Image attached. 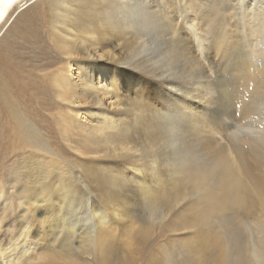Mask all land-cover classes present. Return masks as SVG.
Listing matches in <instances>:
<instances>
[{"label":"rangeland","instance_id":"obj_1","mask_svg":"<svg viewBox=\"0 0 264 264\" xmlns=\"http://www.w3.org/2000/svg\"><path fill=\"white\" fill-rule=\"evenodd\" d=\"M61 2L17 0L0 19V264H69L58 253L67 224L78 248L97 222L108 264H197L194 233L180 226L191 199H174L170 169L187 150L204 155V127L189 116L213 113L232 129L236 70L264 46L243 19L256 0H73L70 12ZM98 49L117 84L97 90L95 74L101 102L88 90L72 105L64 93L79 90ZM174 119L180 135L167 138ZM229 133L211 144L232 153ZM154 198L160 222L149 220ZM87 256L77 262L96 264Z\"/></svg>","mask_w":264,"mask_h":264},{"label":"bare ground","instance_id":"obj_2","mask_svg":"<svg viewBox=\"0 0 264 264\" xmlns=\"http://www.w3.org/2000/svg\"><path fill=\"white\" fill-rule=\"evenodd\" d=\"M15 1L17 0H0V19ZM63 1L61 2L64 4L63 11L70 12L72 8L70 2L73 0ZM263 4L264 1L256 0L253 5L256 9L252 12L247 9L243 14L244 21L248 23V33L253 39L259 37L262 44H264ZM25 14L26 12L21 15ZM163 19L165 18L162 16L161 21ZM174 31H176L175 28ZM256 41L257 39L249 41V43L251 42L250 44L253 45ZM97 47L99 46L94 49ZM183 47L180 45L179 48L183 51ZM99 50H95L87 56L86 61L90 66L79 75L77 84L79 90L76 91L75 85V89L70 95L63 92L64 100L68 99L72 105L78 103L77 97L84 96L88 90H92L90 93L95 97L94 99L101 102L98 92L93 88L95 74L98 76L97 79L105 81L103 86L98 87L97 90L102 89L106 94L111 95V88L117 84L114 72L106 71L103 64L100 63L101 56L96 54ZM225 50L226 46L223 48V53L226 52ZM250 52L253 53L254 58H248L249 61L245 62V66L236 70L235 77L239 88H232L229 94L231 102H228L232 103L229 106V109L231 108L229 125L232 126V129L225 130L228 129L222 125L225 121L222 122L218 119L219 116H215L213 113L207 112V115L200 113L201 116L196 117V113L193 114V112V115L189 116L187 120L194 130L199 131L200 126L204 127L203 130H200L204 132L202 133L203 139H201L204 146L200 147L204 155L201 153L203 156L201 155L202 157L200 156L201 158L198 159L196 154L198 148L195 147L196 153L187 150L190 156L183 153L184 155L170 169L169 184L173 187L174 192L172 193L178 195L174 199H184L185 196H189L191 199V202L186 205L188 213L180 214V226L192 230L194 233L198 244L195 246L186 244V246L191 251L201 253L197 264H264V46L261 49L257 43L251 47ZM102 53L112 57L108 49H103ZM209 84L212 85L211 82ZM210 85L206 87L209 89ZM71 98L72 100H70ZM236 108L240 110H237L235 115ZM179 125L180 121L177 119L168 125L167 138H178L180 135ZM228 132H230L228 135L232 153L224 152L225 149H222L224 146L215 148L216 144H211L217 134L227 136ZM23 137L31 139L27 135H23ZM164 208V203L162 205L154 198L149 208V220L152 219L151 215H156L158 216L157 222H160L164 215ZM61 220L63 221V219ZM226 220L229 225L224 226L223 222L227 223ZM97 224L98 227L93 225L90 229L87 227L88 230L83 232L78 248L73 247L70 241V237L74 235L75 231L71 230L72 228L67 224V229L61 234L58 249L59 255L65 262L69 264L91 262V259L88 262L84 259L77 262V255L81 254L84 256L83 258H89L87 255H94L97 260L96 264H108L107 241L110 235L104 234L105 227L99 222ZM233 232V235H229ZM236 234L239 235L238 238H236Z\"/></svg>","mask_w":264,"mask_h":264}]
</instances>
